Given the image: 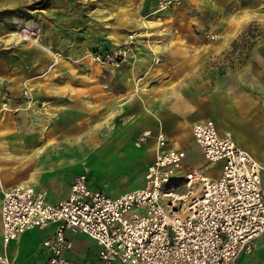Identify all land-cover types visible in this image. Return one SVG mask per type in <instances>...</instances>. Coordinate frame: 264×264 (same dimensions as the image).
Here are the masks:
<instances>
[{"label": "crops", "instance_id": "obj_1", "mask_svg": "<svg viewBox=\"0 0 264 264\" xmlns=\"http://www.w3.org/2000/svg\"><path fill=\"white\" fill-rule=\"evenodd\" d=\"M156 3L0 0V252L8 188L28 184L56 203L84 173L91 188L112 197L136 190L159 132L185 152L183 170L219 173V163L202 159L192 133L206 120L264 166V41L249 39L244 48L248 39L240 37L262 21L264 0H181L168 10ZM18 23L33 24L35 33L17 32ZM131 32L137 43L127 62L95 61ZM141 133L148 136L138 144ZM199 157L203 166H193ZM113 160L131 170L127 180L111 177ZM54 230L50 224L21 232L5 247L12 264H46L43 241ZM64 234L71 264L97 261L94 239L71 228ZM237 264H264V233Z\"/></svg>", "mask_w": 264, "mask_h": 264}, {"label": "built area", "instance_id": "obj_2", "mask_svg": "<svg viewBox=\"0 0 264 264\" xmlns=\"http://www.w3.org/2000/svg\"><path fill=\"white\" fill-rule=\"evenodd\" d=\"M180 3L157 0V8L174 9ZM136 43L137 35L128 33L116 48L94 59L119 66ZM24 96L32 100L26 87ZM192 133L205 163L220 164L218 175L183 170L185 152L159 132L145 183L136 190L112 197L91 188L84 173L74 176L67 196L56 203L28 184L8 188L1 205L0 264H12L5 247L21 232L50 224L55 230L43 241L46 264H71L64 256L68 228L100 245L97 261L87 264H237L264 233V166L211 120L195 123ZM147 136L139 134L136 142Z\"/></svg>", "mask_w": 264, "mask_h": 264}, {"label": "rangeland", "instance_id": "obj_3", "mask_svg": "<svg viewBox=\"0 0 264 264\" xmlns=\"http://www.w3.org/2000/svg\"><path fill=\"white\" fill-rule=\"evenodd\" d=\"M156 6H157V3H156ZM21 27H23V29L20 30ZM30 27L35 30V26L33 24L18 23L17 26H16V31L19 32V33H22L24 35L25 34H27V35H30V34L33 35V33H35V31L34 32H28V30L30 29ZM244 32H247V34L245 33V36L244 37L248 39V41L246 43H243L242 44V47H244V48L248 47L247 43H249L250 40H252V42H254V40H257V42L264 41V17H263L262 21H260L258 23H252V24H250L246 28V30H244ZM211 35H214V38L213 39L216 38V35L215 34H211ZM31 107L32 106H30V102H26V106L23 109L30 110ZM40 107L42 108L41 109L42 111H45L46 110V108H45L46 107V104L45 105L44 104H41ZM48 128H49V125H46L44 127V129H46V130ZM203 164H204V161L199 157L193 163V166L198 167L199 165L200 166H203ZM212 167L213 166H209L208 168L212 169ZM107 170L110 171L111 177H113V179H114L115 182H120V181L127 180L125 178L126 175H127V173H129V174L131 173V170L130 169L124 167L121 163H118L115 160L109 162V165H108ZM181 182H182V184L184 183L183 181H181Z\"/></svg>", "mask_w": 264, "mask_h": 264}, {"label": "trees", "instance_id": "obj_4", "mask_svg": "<svg viewBox=\"0 0 264 264\" xmlns=\"http://www.w3.org/2000/svg\"><path fill=\"white\" fill-rule=\"evenodd\" d=\"M245 33L247 34V32H244L240 37H243V36H245Z\"/></svg>", "mask_w": 264, "mask_h": 264}]
</instances>
